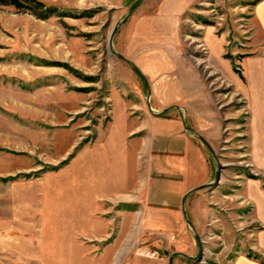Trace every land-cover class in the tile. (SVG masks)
Listing matches in <instances>:
<instances>
[{"label": "rangeland", "instance_id": "374dc122", "mask_svg": "<svg viewBox=\"0 0 264 264\" xmlns=\"http://www.w3.org/2000/svg\"><path fill=\"white\" fill-rule=\"evenodd\" d=\"M1 1L0 264H168L174 253L196 256L195 235L202 242L201 260L177 255L172 264H228L248 251L253 243L249 208L237 206L233 197L242 180L256 175L244 148L245 100L228 76L232 72L243 80L241 61L264 54V39L254 38L256 28L250 24L256 0H187L175 35L156 24L160 7L170 0L139 3L119 26L112 46L123 55L133 39H140L137 56L155 55L157 74L144 77L147 87L107 50L111 30L135 0H35L64 15L47 19ZM208 32L223 38L222 71L211 64ZM176 36V43H169ZM215 43L208 41L211 55ZM184 70L219 122L218 136L208 142L214 155L192 135L211 165L208 184L216 162L224 166L217 186L185 198L193 229L180 207L176 221L154 219L164 188L156 185L162 178L154 152L144 182L143 157H131L138 170L129 184H109L112 162L120 161V154L111 159L107 144L115 145L131 129L117 114L114 95L130 107L135 104L128 114L130 120L140 118L135 126L145 117L179 118V111L186 127L206 134L205 117L190 112L185 118L177 100L152 110L155 115L146 107L151 84H176ZM149 105L152 109L150 98ZM121 152L128 154L122 147ZM126 195L132 199L121 201Z\"/></svg>", "mask_w": 264, "mask_h": 264}, {"label": "crops", "instance_id": "0c3cea01", "mask_svg": "<svg viewBox=\"0 0 264 264\" xmlns=\"http://www.w3.org/2000/svg\"><path fill=\"white\" fill-rule=\"evenodd\" d=\"M186 1L170 0L166 2L158 11L160 14L157 16L156 24L159 27L170 28L175 35L176 22L178 23L180 11L185 7ZM173 2L174 4H172ZM251 14L250 24L256 28L254 38L264 39V0H259L253 6ZM207 34L206 44L211 64L215 69H221L223 38L211 32ZM139 40L133 39L132 43H130L132 47L128 45L127 52L124 50L122 52L123 56L133 62L145 78H152L157 74V58L154 54L137 56L141 50ZM177 40L178 36L169 40V43H176ZM209 40L216 42L217 50L214 55L210 54ZM163 51H168L167 47ZM240 64L243 80L232 74V72L228 77L233 83L235 90L245 100L247 117L244 129L246 138L244 148L256 178L242 180L233 198L234 201L237 199V206L246 205L249 208L247 220L252 225L253 230L250 234L253 243L248 246V251H240L228 264H264V54L248 56ZM176 70H178V66ZM188 71L191 72V70ZM185 73L186 71L184 70L182 79L176 84L172 82L163 83L160 84V87L151 84L149 98L152 99V110L161 111V109L169 105L168 102L177 100L185 118L190 112L198 117L201 115L205 117V121L210 126L206 130L204 137H202L207 143L212 144L218 136L219 122L210 109L207 96L197 84H193L192 78L186 77ZM224 74L226 75V73ZM114 96L118 100L116 103L117 114L131 129L129 133L117 139L115 145H111L110 141L107 144V147L111 150V152H108L111 159L118 158V153L120 154V161L117 159L112 162V167H114L111 179L113 181H110L109 184L114 187L115 185L122 187L129 184L130 178H133V174L138 170L136 164L134 166L131 165V157L133 160H137V157H143L144 165L140 172H143L144 175L142 174L140 180L144 182L146 175L150 171L149 156L151 157V152H154L157 164L156 169L162 178L161 184L157 183L156 185L157 187H164L161 189L162 193L161 190L159 191L160 197L163 198L160 202V208L152 211L154 219L159 221L178 220L179 207L181 208V201L184 195L196 187L208 184L212 177V169L207 155L203 147L192 136L194 132H197L191 127H188L191 130L186 132L180 117H171L169 119L157 116L145 117L135 126L134 123L140 118L137 117V119L130 120V115H128L133 110L131 108H135V104L130 107L127 104L128 101L126 102L120 96ZM196 107L201 108V113ZM139 131L142 133L135 136L134 133ZM121 147L128 154L125 152L122 154ZM142 160L141 163L143 162ZM145 163L148 164V172L145 170ZM155 194H157V191ZM130 199H132V196L126 195L120 200L128 202ZM111 201L115 204L120 203L118 200ZM117 214L120 219H125L123 213L117 212ZM109 219L111 220L112 218ZM121 227L124 226L122 225ZM156 227L161 232L164 226L159 222ZM114 251H116L115 248L113 249ZM136 264H141V262L139 261Z\"/></svg>", "mask_w": 264, "mask_h": 264}, {"label": "water", "instance_id": "95a60500", "mask_svg": "<svg viewBox=\"0 0 264 264\" xmlns=\"http://www.w3.org/2000/svg\"><path fill=\"white\" fill-rule=\"evenodd\" d=\"M142 1H143V0H135V1L131 4V6L129 7L126 16H125V17H124V18H123V19H122L117 25H115V26L113 27V29L111 30V32H110V34H109V37H108L107 50H108V53H109V54L115 56L117 59H119L120 61H123V62L126 63L128 66H130V67L133 69V71H135V72L141 77V79L144 81V83L146 84V80H145L144 76L141 74V72L139 71V69L133 64V62H131L130 60L126 59L123 55H121V54L117 53L116 51H114V50H113V46H112L113 37H114L116 31L118 30L119 26H120L122 23H124V22L126 21V19L130 16L132 10H133V9H134L139 3H141ZM146 87H147V84H146ZM147 91H148V95H147V97H146V105H147V109H148V111H149L150 113L154 114V113L152 112V109H151L150 105H149V89H148V88H147ZM162 112H164V111H162ZM154 115H155V114H154ZM179 115H180L181 118L183 117L182 114H181V112H179ZM183 125H184V128H185L186 130H191L190 128L186 127L184 123H183ZM194 134H195V136L197 137V139H198L199 141H201V143H202L204 146H206V147L210 150L211 154L214 155L213 150H212V148L210 147V145L207 143V141H205V139H204L202 136H200L199 134H197V133H195V132H194ZM216 164H217V167H216V171H215V174H214V179H213V181H212L211 183H209V184H206V185H203V186H199V187H196V188L192 189L191 191H189L188 193H186V194L184 195V197H183V199H182V201H181V212H182L183 218H184L185 222L191 227V229H193V227H192V225L188 222V220H187V218H186L185 210H184V202H185V198H186L191 192L201 190V189H203V188H205V187H210V188H212V187H215V186H217V185L219 184L220 173H221L222 167H224V166H223V165H220L219 162H216ZM195 239H196V242H197V245H198V251H197V254H196L195 257H188V256H186V255H184V254H182V253H174V254H172V255L169 257V262H168V264H172V260H173V258H174L175 256H177V255L182 256V257H185V258H188V259H191V260H193V261H195V262H199V261L201 260V256H202V254H203V252H202V247H201V243H202V242L199 240V238H198L196 235H195Z\"/></svg>", "mask_w": 264, "mask_h": 264}, {"label": "trees", "instance_id": "16d2710c", "mask_svg": "<svg viewBox=\"0 0 264 264\" xmlns=\"http://www.w3.org/2000/svg\"><path fill=\"white\" fill-rule=\"evenodd\" d=\"M258 1L259 0H256L254 5ZM1 2L4 5H12L18 9L29 10L39 19H47L50 16H64L63 13H59L56 9L47 8L41 2L35 0H2Z\"/></svg>", "mask_w": 264, "mask_h": 264}]
</instances>
